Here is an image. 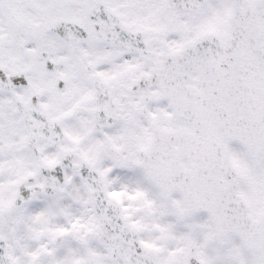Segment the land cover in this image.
Listing matches in <instances>:
<instances>
[{
  "label": "snow or ice",
  "instance_id": "obj_1",
  "mask_svg": "<svg viewBox=\"0 0 264 264\" xmlns=\"http://www.w3.org/2000/svg\"><path fill=\"white\" fill-rule=\"evenodd\" d=\"M0 264H264V0H0Z\"/></svg>",
  "mask_w": 264,
  "mask_h": 264
}]
</instances>
